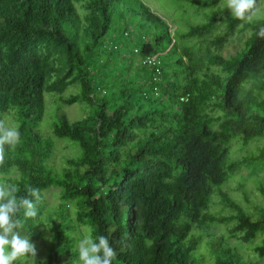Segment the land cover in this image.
<instances>
[{"label":"trees","instance_id":"1","mask_svg":"<svg viewBox=\"0 0 264 264\" xmlns=\"http://www.w3.org/2000/svg\"><path fill=\"white\" fill-rule=\"evenodd\" d=\"M188 1L203 19L188 16V30H173L142 0H0V119L8 112L21 132L14 151L6 146L0 181L18 196L29 187L42 195L37 220L20 229L36 256L15 264H77L79 226L109 238L113 264H206L202 249L208 264H262L200 228L230 224V237H261L254 251L264 258V205L244 182L245 204L220 188L230 213L210 211L216 186L264 165V39L256 35L264 20H235L223 0ZM132 26L140 32L129 40ZM236 34L242 46L222 54ZM152 54L163 61L157 81L143 62ZM71 86L79 91L66 94ZM46 93L62 111L53 137L40 131ZM74 104L87 113L72 121L63 106ZM56 139L80 152L52 163ZM233 141L263 143L231 159ZM256 182L264 198V180ZM50 188L60 190L55 208Z\"/></svg>","mask_w":264,"mask_h":264},{"label":"rangeland","instance_id":"2","mask_svg":"<svg viewBox=\"0 0 264 264\" xmlns=\"http://www.w3.org/2000/svg\"><path fill=\"white\" fill-rule=\"evenodd\" d=\"M130 2H133L134 0H129ZM144 3H146L155 13H157L159 16H161L163 19L168 21L170 23V26L173 30H188V23L186 22V18L188 16L191 17L192 20L195 18H198L199 20L203 19V16H197L194 13V8L190 5V2L188 0H142ZM221 5L224 6V2H221ZM183 6L188 8L189 11L184 12ZM258 7L260 12L264 9V0H260L258 2ZM209 11V10H208ZM134 32L132 33V37L129 40H134L135 37L138 36L140 30H137L138 28L136 26L131 27ZM143 32V31H141ZM245 39L244 34H236L234 37L231 38L227 46L222 51V54L229 55L232 53H235L241 46ZM119 40H125V37L123 35H119ZM191 43V42H190ZM181 44H183L181 42ZM205 47V44H202V48ZM165 56L164 54H162ZM166 62V65L169 63L166 59H164ZM79 91L78 86H71L67 89L66 94L74 93ZM53 95L50 93H46L45 99H46V105L48 112L46 113L41 126L40 131L41 133L48 137H53V127L54 123L57 121L58 118V112L60 109L56 105H51V101L55 102L58 99L54 97L52 99ZM55 100V101H54ZM63 111H65L69 118L74 121L77 119H81L86 115V110L84 109V106L82 104H74L72 106H63ZM11 114L4 113L3 118L6 121V123L10 126H13V124L9 123V117ZM12 123V122H11ZM57 141V149L56 154L54 157V160H52V163L60 164L64 163V159L66 156H70L74 153L75 155H78L80 151H77L73 147H77V145L74 142H71L66 139H56ZM263 141L252 142L249 144L248 147H242L241 143L239 141H233L231 144V159H237L244 155H247L251 152H253L258 146L262 145ZM264 180V165H260L254 170H251L247 167L242 168L238 170L236 173L232 174V177L228 182L223 184L221 187L216 186L215 187V193L213 194L212 198L214 200V203L211 205L210 211L213 213H224L229 214V209H223V206L218 202L219 196L217 195V191L221 188L223 190L229 191L231 196L234 198H237L241 201L242 204H245V199L243 198L242 192L238 191L237 187L240 182H244L247 185V189L249 191L250 199L255 204H263L264 205V198L258 193L256 189L257 179ZM60 190L58 188H50L45 191V197L47 200V204L49 208H55L60 204ZM71 215L74 217L76 208L74 206L71 207ZM230 224H213V225H205L200 228V231L208 234V235H221L223 237H226L228 239V242L235 246L248 260H251L253 262H260L264 264V258H260L257 256V254L254 251V247L256 243H259L261 241V237H258L255 242H245L242 240H239L235 237H230L229 228ZM86 228L83 226L78 227V232L80 233L81 238L87 234ZM202 252L205 254V260L206 264L210 262L212 259L208 255L207 249H202ZM22 258V257H21ZM31 264V262H29Z\"/></svg>","mask_w":264,"mask_h":264},{"label":"clouds","instance_id":"3","mask_svg":"<svg viewBox=\"0 0 264 264\" xmlns=\"http://www.w3.org/2000/svg\"><path fill=\"white\" fill-rule=\"evenodd\" d=\"M233 19L252 23L264 20L258 0H223ZM256 35L264 39V23L259 24ZM21 143L19 126H10L0 119V167L7 162L6 146L9 150ZM14 183L0 181V264H15L24 256H36L35 245L20 234L28 220L36 221L38 205L42 202L41 190L29 187L26 195L18 196ZM22 213V218H21ZM77 264H113L117 253L105 235L92 237L90 231L77 244Z\"/></svg>","mask_w":264,"mask_h":264},{"label":"built area","instance_id":"4","mask_svg":"<svg viewBox=\"0 0 264 264\" xmlns=\"http://www.w3.org/2000/svg\"><path fill=\"white\" fill-rule=\"evenodd\" d=\"M143 62L147 65L154 67L155 69L154 79L156 81L159 80L160 76L162 75V65H163L162 58L157 54H152V55H148Z\"/></svg>","mask_w":264,"mask_h":264}]
</instances>
